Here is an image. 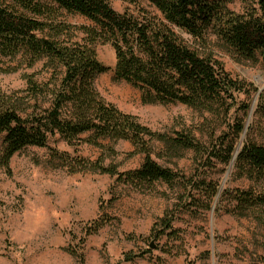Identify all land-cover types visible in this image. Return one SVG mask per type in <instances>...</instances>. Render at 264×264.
I'll use <instances>...</instances> for the list:
<instances>
[{
  "label": "trees",
  "instance_id": "16d2710c",
  "mask_svg": "<svg viewBox=\"0 0 264 264\" xmlns=\"http://www.w3.org/2000/svg\"><path fill=\"white\" fill-rule=\"evenodd\" d=\"M124 1L136 6L145 1L154 10L119 12L110 0H0V54L21 55L29 66L44 61L53 70L52 77L43 82L28 77V90L36 101L31 112L22 108L21 100L0 94L3 164L8 165L29 146H47L57 134L70 145L82 134H89L86 141L92 144L100 139L126 140L145 156L137 169L119 172L98 161L77 159V163L135 186L163 182L172 190L179 187L181 207L192 214L213 207L237 216L264 211V143L246 132L251 102L239 98L258 89L233 76L213 54L203 53L179 34L184 31L204 47L215 36L238 59L264 64V0ZM61 9L84 16L91 24L73 30L59 20ZM100 43H111L114 48L115 80L137 88L144 103H181L221 123L229 122V131L209 147L193 132L157 133L105 101L95 87L98 75L110 69L98 58ZM40 97H49L48 107L38 103ZM254 114L264 119V90ZM153 141L176 157L193 151L202 166L213 167L214 161L225 167L234 164V175L254 185L221 194L220 182L201 172V167L187 176L160 164L152 157ZM53 156L65 155L55 151ZM176 215L168 210L153 236L180 239V229L174 225ZM104 222H95L87 234L97 232ZM72 254L84 258L83 252L73 250ZM138 256L129 254L126 260Z\"/></svg>",
  "mask_w": 264,
  "mask_h": 264
},
{
  "label": "rangeland",
  "instance_id": "374dc122",
  "mask_svg": "<svg viewBox=\"0 0 264 264\" xmlns=\"http://www.w3.org/2000/svg\"><path fill=\"white\" fill-rule=\"evenodd\" d=\"M110 3L119 12L154 10L145 1L139 6L124 0ZM58 18L73 30L91 24L84 16L64 9L59 10ZM179 34L186 43L213 54L233 76L258 89L239 98L251 102L246 132L251 131L264 143V119L254 114L259 93L264 90L261 60L238 59L215 36H210L204 47L184 31ZM97 55L110 67L95 80L101 97L151 130L169 136L193 132L209 147L229 131V122L221 123L211 114L181 103H144L137 88L115 80L116 56L111 43H100ZM52 72L44 61L29 66L21 55L0 54V94L21 100L22 108L31 112L36 101L28 90V77L43 82ZM38 103L48 107L49 97H40ZM88 135L82 134L72 145L54 135L45 147L29 146L16 153L8 165L2 162L0 137V264H264V211L237 216L213 207L192 214L181 207L179 187L172 190L163 182L135 186L78 164L77 159L98 161L126 172L144 162V154L129 141L100 139L92 144L86 141ZM152 146V157L175 171L188 176L201 167V172L220 182L221 194L254 185L249 179L236 177L234 165L225 167L214 161L213 167L202 166L193 151L176 157L158 141ZM55 151L65 156L54 157ZM168 210L177 212L174 225L180 229V239L153 236ZM100 220L105 221L100 229L87 234L88 227ZM73 250L83 252L84 258L72 254ZM129 254L140 256L128 261Z\"/></svg>",
  "mask_w": 264,
  "mask_h": 264
},
{
  "label": "bare ground",
  "instance_id": "6f19581e",
  "mask_svg": "<svg viewBox=\"0 0 264 264\" xmlns=\"http://www.w3.org/2000/svg\"><path fill=\"white\" fill-rule=\"evenodd\" d=\"M240 146H241V145L239 144L238 149L240 148ZM233 165H234V164H232L231 166H233Z\"/></svg>",
  "mask_w": 264,
  "mask_h": 264
}]
</instances>
